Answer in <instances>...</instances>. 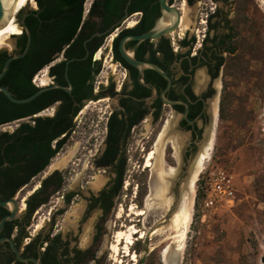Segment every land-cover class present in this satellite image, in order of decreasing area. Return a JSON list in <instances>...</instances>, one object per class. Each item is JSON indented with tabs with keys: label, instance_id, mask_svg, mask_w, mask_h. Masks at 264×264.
<instances>
[{
	"label": "flooded vegetation",
	"instance_id": "flooded-vegetation-1",
	"mask_svg": "<svg viewBox=\"0 0 264 264\" xmlns=\"http://www.w3.org/2000/svg\"><path fill=\"white\" fill-rule=\"evenodd\" d=\"M166 2L179 13L170 32L161 31L169 14L160 0H31L17 13L12 48L0 50V70L10 54L28 46L9 60L0 85L19 99L37 94L12 105L0 92V199H17L38 175L36 200L49 203L62 193L37 230L31 218L37 208L29 214L26 203L24 212L3 222L0 264H102L103 226L123 177L134 161L141 164L154 137L155 150L160 132L156 164L169 181L167 208L178 207L194 161L213 135L215 92L236 52L237 29L232 1ZM153 28L160 30L156 37L137 38ZM122 39L135 64L122 56ZM63 148L64 157H55ZM162 149L173 165L159 161ZM53 159L62 163L48 170ZM6 213L0 206V219Z\"/></svg>",
	"mask_w": 264,
	"mask_h": 264
},
{
	"label": "rangeland",
	"instance_id": "rangeland-1",
	"mask_svg": "<svg viewBox=\"0 0 264 264\" xmlns=\"http://www.w3.org/2000/svg\"><path fill=\"white\" fill-rule=\"evenodd\" d=\"M230 1L234 3L231 12L237 29L233 41L236 52L228 58L219 77L221 87L215 92L218 109L210 149L194 181L181 247L176 249L170 242L167 227L154 234L149 232L164 220L169 208L159 205L157 200L144 208L152 175L142 158L141 164L137 167L134 161L123 177L116 203L103 226L102 264H264V0H227V3ZM30 3L28 0L25 5ZM209 6L213 7L212 3ZM9 41L10 38L0 44V50L11 49ZM153 141L147 152L153 149ZM132 153L130 150L129 154ZM64 155L63 148L55 157L60 159ZM159 161L164 168L173 165L163 149ZM40 179L41 175L33 177L19 190L17 199L39 185ZM215 182L229 185L230 203L222 197L215 198L212 204L203 203L205 187ZM61 193L54 194L52 201L32 214L35 225L47 222ZM23 207L22 212L25 204ZM137 209L145 213L137 215ZM57 220L59 226L62 220ZM128 225L143 230L144 236L137 238L134 234L126 252L120 242L117 253H111L108 247L114 231L125 230ZM133 254L135 260H131Z\"/></svg>",
	"mask_w": 264,
	"mask_h": 264
},
{
	"label": "bare ground",
	"instance_id": "bare-ground-1",
	"mask_svg": "<svg viewBox=\"0 0 264 264\" xmlns=\"http://www.w3.org/2000/svg\"><path fill=\"white\" fill-rule=\"evenodd\" d=\"M4 6L6 7L7 13L10 14V17L7 18V20L4 22L3 25L0 26V44L4 43L10 38L11 34L17 33V28L15 27L14 24H11L13 20L12 14L17 12L19 9H21L25 4L27 3L28 0H2ZM183 4L180 5V9H183ZM14 21V20H13ZM15 22V21H14ZM215 111V110H214ZM160 136L162 135V132H160ZM158 136L155 144V150L150 149L144 158V167H149L151 170V182H150V194L145 200V207L144 208H149L152 205L153 200H157L159 205H164L167 207V202L165 200V191L167 190L168 179L165 178L164 174L165 173L162 168L160 167L161 165H157L159 162L156 160V153L158 155V152H156V148L160 149V143L162 141L161 137ZM209 143V142H208ZM208 148H202L201 151H199V154L197 155L195 161H194V168L193 170L189 173L190 178L188 179L189 181V188H185V191L182 194V200L179 203L178 207L175 208L169 219L166 221H160L151 231V234L157 233V231H161L162 228L167 227V237L170 238L175 244L176 249H180L181 244L183 242L186 229H187V223L189 221V215H190V203H191V193L193 189V183L195 181L196 175L198 174L202 162L206 158L207 151L210 149V143L207 144ZM158 158V157H157ZM153 162V163H152ZM157 162V164H156ZM61 161L58 160H51L48 166V170L52 169L53 167H56L57 165L61 164ZM160 164V163H159ZM170 168V167H169ZM173 170V168H172ZM172 173V172H171ZM174 173V170H173ZM167 174H170L167 173ZM166 174V175H167ZM171 178V177H167ZM37 185H34L31 190H28L25 192L23 195L22 199L20 200V210L23 209L24 206V199L32 193L34 189H36ZM170 188V187H169ZM184 189V188H183ZM176 204V203H175ZM119 212V211H118ZM117 212V213H118ZM145 211L143 209H137L136 214L137 215H143ZM119 215V214H118ZM40 226V223L37 224V228ZM157 227V228H156ZM163 228V229H164ZM136 234L137 238H142L144 236V231L137 229L133 225H128L125 230H115L113 233V241L109 244V250L111 253L116 254L118 250V244L120 242L124 243V252L127 251L128 246L132 244L133 242V235ZM168 246H166L163 250V254L167 251ZM174 249V248H173ZM175 250V249H174ZM177 251V250H175ZM131 260H135L134 254L131 257ZM121 262V261H119Z\"/></svg>",
	"mask_w": 264,
	"mask_h": 264
},
{
	"label": "water",
	"instance_id": "water-1",
	"mask_svg": "<svg viewBox=\"0 0 264 264\" xmlns=\"http://www.w3.org/2000/svg\"><path fill=\"white\" fill-rule=\"evenodd\" d=\"M160 4H161L162 9L169 14V19H168L169 20V24L165 28L161 29V31H163V32H170V31H172L175 28V26H176V24L178 22V16H179L178 10L174 6H169L167 4L166 0H160ZM21 9H19L17 12H15V13L12 14L13 20L15 21L16 24H17V21H16V17L17 16L16 15H17V13ZM8 17H10V14L7 13V10H6V7L3 4V1L0 0V26L4 24V22L7 20ZM159 32H160L159 29L153 28V29H151V30H149V31H147V32H145V33L137 36V38L143 39V38H146V37H156L159 34ZM13 36H15V35H11L10 36V39ZM27 46H28V42H27V44H26V46H25V48H24V50L22 52H20V53H12V54L9 55V57L4 61L3 65L1 67V70H0V78L2 77V75L4 74V72L6 70L7 64L9 62V60L15 59V58H17L19 56H22L24 54V52L26 51ZM122 46H123V39L120 42V50H121L122 56L128 62H130L132 64H135L136 62L131 57H129L127 54L124 53ZM0 92L8 100H10L11 102H14V103H20V102L29 101L30 99H32L37 94V92H35V93L29 95L26 98L19 99V98L14 97L11 94V92L8 90V88H6L5 86H2V85H0ZM173 203L175 204V200L173 201ZM24 204H25V201H24ZM0 206L6 208L8 210V213H6L5 215H3L2 218L0 219V228H1V226H2V224H3V222L5 220L12 219V218H14V217H16V216H18L20 214V211H19L20 210V199L17 200L14 197H9V198H6V199H0ZM173 209H174V206L171 205L169 207V209H168V211L166 213V217L164 218L163 221H166V220L169 219V217H170ZM154 227H152L149 230V232L152 231ZM10 243H11V246H12L14 252L18 255V252H17L16 248L12 245V242L11 241H10ZM142 261H143V258H141L140 263Z\"/></svg>",
	"mask_w": 264,
	"mask_h": 264
},
{
	"label": "trees",
	"instance_id": "trees-1",
	"mask_svg": "<svg viewBox=\"0 0 264 264\" xmlns=\"http://www.w3.org/2000/svg\"><path fill=\"white\" fill-rule=\"evenodd\" d=\"M40 14H42V16H46V14L44 13V11H42ZM78 18V16L76 17ZM0 54H5V52L0 51ZM10 90H12V87H9ZM12 95H14V91H10ZM7 102L9 104H14L11 101L7 100ZM14 144L13 143H9L6 148L7 150H11L13 148ZM58 146L55 149H49V152L47 153V155L45 156V159L43 160V162L40 164V166L37 169L42 168L44 165L48 164L49 159L55 154L56 150H57ZM35 170L22 175L21 177H19V180L14 184V186H12L11 190L8 192V194H12L17 188H19L20 186H22L24 183H26L34 174ZM121 185V182L119 183V187ZM37 192L34 191L33 193H31L30 195H28L25 199V203H26V207L28 209V213L31 214L34 210H36V208H38L40 206V204L45 202V198L44 199H35Z\"/></svg>",
	"mask_w": 264,
	"mask_h": 264
},
{
	"label": "built area",
	"instance_id": "built-area-1",
	"mask_svg": "<svg viewBox=\"0 0 264 264\" xmlns=\"http://www.w3.org/2000/svg\"><path fill=\"white\" fill-rule=\"evenodd\" d=\"M222 197L226 202L230 203L232 201V190L229 185L222 182H215L213 184L209 183V187L204 189V199L203 203L208 205L212 204L215 198Z\"/></svg>",
	"mask_w": 264,
	"mask_h": 264
}]
</instances>
